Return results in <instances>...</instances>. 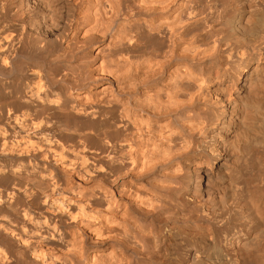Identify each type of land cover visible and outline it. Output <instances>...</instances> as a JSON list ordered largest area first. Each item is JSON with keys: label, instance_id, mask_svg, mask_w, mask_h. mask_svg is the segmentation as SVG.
<instances>
[{"label": "bare ground", "instance_id": "1", "mask_svg": "<svg viewBox=\"0 0 264 264\" xmlns=\"http://www.w3.org/2000/svg\"><path fill=\"white\" fill-rule=\"evenodd\" d=\"M0 264H264V0H0Z\"/></svg>", "mask_w": 264, "mask_h": 264}]
</instances>
